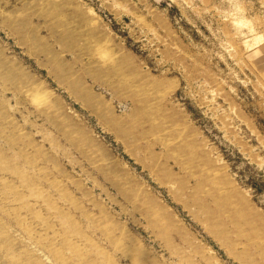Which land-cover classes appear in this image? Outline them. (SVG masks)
<instances>
[{
    "label": "rangeland",
    "instance_id": "1",
    "mask_svg": "<svg viewBox=\"0 0 264 264\" xmlns=\"http://www.w3.org/2000/svg\"><path fill=\"white\" fill-rule=\"evenodd\" d=\"M257 7L0 0V264H264Z\"/></svg>",
    "mask_w": 264,
    "mask_h": 264
},
{
    "label": "crops",
    "instance_id": "2",
    "mask_svg": "<svg viewBox=\"0 0 264 264\" xmlns=\"http://www.w3.org/2000/svg\"><path fill=\"white\" fill-rule=\"evenodd\" d=\"M259 3H260V7H257L258 12H264V0H259ZM263 25H264V23H263ZM259 29H261V28L259 27Z\"/></svg>",
    "mask_w": 264,
    "mask_h": 264
}]
</instances>
